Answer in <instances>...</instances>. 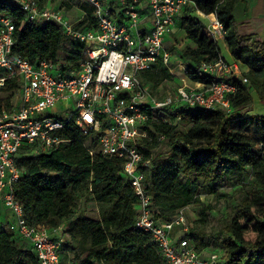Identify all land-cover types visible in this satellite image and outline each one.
<instances>
[{
    "label": "trees",
    "instance_id": "obj_1",
    "mask_svg": "<svg viewBox=\"0 0 264 264\" xmlns=\"http://www.w3.org/2000/svg\"><path fill=\"white\" fill-rule=\"evenodd\" d=\"M32 1L40 7L59 1L65 13L77 8L81 19L75 22L76 27H92L96 22L94 8L84 0ZM189 1L191 5L176 19L177 28L188 40L178 53L179 61L187 66L186 78L208 83L199 67L221 57L218 43L206 36L195 18L198 11L215 14L223 24L228 51L247 68L244 76L248 82L235 81L237 92L229 113L187 105L163 112L145 110L148 117L140 125L144 136L137 146L143 156L140 170L146 193L155 217L170 220L180 209L199 205L201 191L216 195V188L223 182H235L241 196L234 216L206 239L202 226L212 207H201L198 219L185 235L197 244L198 251L208 250L211 239H216L228 264H264V114L248 116L254 111L251 93L264 99V40L255 34H239L233 10L243 0ZM116 10L112 12L118 19ZM0 15L11 17L14 23L13 55L32 64L50 61L61 72L79 69L85 46L65 37L60 26L53 22L27 24L25 14L8 0H0ZM155 70V74L140 77L151 92L173 79L167 66L158 63ZM154 76L156 80H150ZM17 92L20 95L18 76L0 86V114L14 109ZM161 113L166 118H161ZM252 127L259 133V149L247 135ZM95 135L89 137L92 146ZM60 136L67 141L49 152L37 154L27 146L17 151L15 165L20 178L13 189L29 226L58 231L65 225L68 238L59 248V264L66 260L70 264H164L150 234L135 228L138 197L123 175L122 160L99 152L91 155L84 144L86 138L75 127H66ZM145 161L148 164L143 166ZM244 176L248 182L243 181ZM81 199L99 207L98 218L76 213ZM0 264L40 261L26 241L0 226Z\"/></svg>",
    "mask_w": 264,
    "mask_h": 264
},
{
    "label": "built area",
    "instance_id": "obj_2",
    "mask_svg": "<svg viewBox=\"0 0 264 264\" xmlns=\"http://www.w3.org/2000/svg\"><path fill=\"white\" fill-rule=\"evenodd\" d=\"M84 1L94 8L96 22L92 27H76L59 5L40 7L32 0H8L25 14L27 24L53 22L65 37L84 44L79 69L68 72H61L47 60L32 64L13 55L14 23L11 17L0 15V86L6 79L20 78V106L0 114V202L8 212L7 229L30 245L40 264H59L60 243L52 237L57 231L29 226L14 197V185L20 178L15 155L23 146L37 154L57 148L67 141L60 132L72 126L86 138L84 144L91 155L99 152L122 160L123 175L138 197L135 228L150 234L164 264H228L221 248L198 251L197 244L185 235L192 227L185 215L187 207L170 220L155 217L137 145L144 136L140 125L148 117L145 110L163 112L187 105L231 112L235 81L248 82L241 64L222 57L203 62L199 71L208 77V83L196 82L190 89L182 86L174 94L156 99L138 73L154 71L158 63L170 70L172 53L165 39L177 31L176 19L191 2L110 0L115 2L111 5L109 0ZM112 9L119 14L118 19ZM209 15L212 17L203 27L204 33L217 43L224 41L223 24L215 14ZM144 16L149 19L147 26ZM182 73L186 78L185 70ZM94 134L92 146L89 137Z\"/></svg>",
    "mask_w": 264,
    "mask_h": 264
},
{
    "label": "rangeland",
    "instance_id": "obj_3",
    "mask_svg": "<svg viewBox=\"0 0 264 264\" xmlns=\"http://www.w3.org/2000/svg\"><path fill=\"white\" fill-rule=\"evenodd\" d=\"M241 4V3H240ZM59 5V1L52 3V6ZM71 22L75 23L81 19V13L77 8H73L69 12L66 13ZM179 31L177 32V34ZM180 35V33H179ZM182 47L186 46L185 42H180L176 39V43ZM187 42V41H186ZM220 53L223 57H228L225 51L224 46L219 43ZM172 54L173 52L170 51ZM169 67L173 74V79L171 81L162 82L159 87H157L151 94L156 99H161L167 94H174L179 87L185 86L187 89L194 88L193 83H189V80L183 76L182 70L180 69L178 63L174 61L173 64H170ZM151 72H139L138 78L141 80V76ZM156 72H153L155 74ZM156 80L155 76L150 77V80ZM254 100H253V109L254 111L250 114L254 115H263L264 114V99H260L256 93L253 92ZM72 102L71 100L69 103ZM14 109L20 106V95L17 92L13 98ZM161 118H166L164 113L160 114ZM247 135L255 142V146L259 149L260 145L257 143V133L256 130L252 127L247 131ZM160 149L163 150V145L160 146ZM244 182H248L249 178L247 176L243 177ZM235 182H223L219 185L216 190V195H211L206 191H201L199 195L200 203L199 205H192L185 209V215L189 223L194 225L196 219H198L199 210L201 207L209 205L212 209L208 212L207 219L205 224L202 226V230L204 231L206 239H209L215 235L217 230L225 225L235 214V209L239 203L241 193L236 190ZM224 195L223 197H220ZM0 223H5L8 219V212L0 202ZM3 213H2V212ZM77 214H85L90 217L98 218L99 217V207L90 200L81 199L78 202V207L76 209ZM6 215V216H5ZM65 225L60 227V230L54 232L52 237L54 240L59 241L60 247L63 243H65L68 238L67 234H64ZM211 243L208 250H205V253L209 251L216 250L219 248L218 241L216 239H211ZM64 250L61 251V255H64ZM64 264H70L69 261L66 260Z\"/></svg>",
    "mask_w": 264,
    "mask_h": 264
},
{
    "label": "crops",
    "instance_id": "obj_4",
    "mask_svg": "<svg viewBox=\"0 0 264 264\" xmlns=\"http://www.w3.org/2000/svg\"><path fill=\"white\" fill-rule=\"evenodd\" d=\"M49 4H52V3L48 2L47 5ZM233 15H234L236 22L238 23V32L240 35L255 34L259 39L264 40V0H243L235 6L233 10ZM194 16L203 27L208 23L209 19L212 17L211 15L207 16L198 11L195 12ZM143 19L146 22V26H147L148 25L147 22L149 20L148 17L144 16ZM176 30H177L176 32L169 33L167 35L165 39V45L167 46V49L169 51L173 52L170 64H173L174 61H176L180 69L186 71V67H187L186 64L181 63L178 59V53L183 47L179 45L178 42L176 43V39L180 42V44L182 42H185L186 44H188V40L186 39V35L182 30L180 29H176ZM178 31L180 35L179 33L177 34ZM219 43H221L224 46L228 57H223L221 53H220V56L227 61H234L233 57L230 55L228 51L226 42L220 41ZM242 71L243 73H246L247 68L242 66ZM153 72H157V70L151 71V73ZM169 72L173 74L171 71V68ZM189 83L190 84L193 83V86H197L196 82L189 81ZM251 94L254 100L253 92ZM248 116H253V115L249 114ZM254 116H257V115H254ZM256 133H257V139H258L259 133L258 132ZM6 224H7V221H5V223H0V226H4L6 228L7 227ZM59 230L60 228L58 229V231Z\"/></svg>",
    "mask_w": 264,
    "mask_h": 264
}]
</instances>
